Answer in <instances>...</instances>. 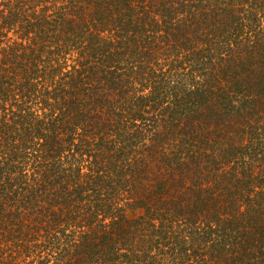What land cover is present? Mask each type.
<instances>
[{
	"label": "trees",
	"instance_id": "16d2710c",
	"mask_svg": "<svg viewBox=\"0 0 264 264\" xmlns=\"http://www.w3.org/2000/svg\"><path fill=\"white\" fill-rule=\"evenodd\" d=\"M0 264H264V0H0Z\"/></svg>",
	"mask_w": 264,
	"mask_h": 264
}]
</instances>
